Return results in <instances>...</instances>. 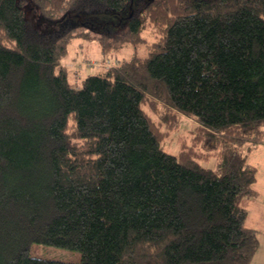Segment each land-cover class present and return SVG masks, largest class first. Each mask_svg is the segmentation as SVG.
<instances>
[{"label": "trees", "instance_id": "16d2710c", "mask_svg": "<svg viewBox=\"0 0 264 264\" xmlns=\"http://www.w3.org/2000/svg\"><path fill=\"white\" fill-rule=\"evenodd\" d=\"M30 2L55 25L135 4L122 30L84 36L148 55L76 84L62 58L79 34L40 31ZM180 115L197 127L172 154ZM263 134L264 0H0V264H250L241 202L259 195L247 157Z\"/></svg>", "mask_w": 264, "mask_h": 264}, {"label": "rangeland", "instance_id": "374dc122", "mask_svg": "<svg viewBox=\"0 0 264 264\" xmlns=\"http://www.w3.org/2000/svg\"><path fill=\"white\" fill-rule=\"evenodd\" d=\"M135 7V4H133L132 7L120 12L106 10L71 12L68 14L70 16H67V19H63L66 16L62 18L63 21L60 18L61 21L56 25L53 21L44 19L32 2L26 6V12L29 20L34 22L36 28L40 31L48 32L51 28H59L60 25L63 24L62 26L64 28L68 27L72 29L71 31L74 33L79 34V36L72 38L68 46L67 54L62 58V63L67 65L70 70L72 80L78 84L81 77L84 79L88 74L100 73L113 66H118L122 59H129L132 55H137L139 57L148 55V50L144 42L141 43L140 47H136L134 43L128 42V45L120 52L103 55L98 39H90L84 36L86 34L90 37H100L102 34L114 33L122 30L127 22L128 15L132 11L131 8L134 9ZM142 36L151 44V42L158 39L159 32L156 27L150 25ZM107 58L109 61H107ZM84 61H87L86 64H88V67L77 71V65L79 63H84ZM148 112L153 118H158L155 114L153 115L150 110H148ZM178 120L179 123L177 128L166 136V140L163 144L164 150L172 154H178L181 145L185 142L187 144L190 139L189 131L197 127L196 122L190 117L187 118L180 115ZM247 158L248 162L258 169L257 182L254 188L256 191H260V195L264 197V142L257 144L251 152H248ZM202 163L205 166L213 167L216 163V159L212 158L211 161ZM248 199L242 200L244 206L247 204ZM252 199L259 201V199L255 197ZM29 254L31 257H41L47 260L52 259L65 262H79L82 259V255L78 251L40 243H33Z\"/></svg>", "mask_w": 264, "mask_h": 264}, {"label": "crops", "instance_id": "0c3cea01", "mask_svg": "<svg viewBox=\"0 0 264 264\" xmlns=\"http://www.w3.org/2000/svg\"><path fill=\"white\" fill-rule=\"evenodd\" d=\"M258 193L259 195L255 198L259 201L251 198L245 206L243 205L249 214L246 225L258 231L259 236V249L250 264H264V197L260 195V191Z\"/></svg>", "mask_w": 264, "mask_h": 264}, {"label": "built area", "instance_id": "2783aa9c", "mask_svg": "<svg viewBox=\"0 0 264 264\" xmlns=\"http://www.w3.org/2000/svg\"><path fill=\"white\" fill-rule=\"evenodd\" d=\"M107 61H109L108 58H107ZM86 63H87V61H84V63H79L77 65V71H80V70L84 69L85 67H88V64H86Z\"/></svg>", "mask_w": 264, "mask_h": 264}]
</instances>
